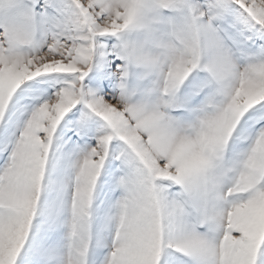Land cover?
I'll return each mask as SVG.
<instances>
[{
	"label": "snow or ice",
	"instance_id": "snow-or-ice-1",
	"mask_svg": "<svg viewBox=\"0 0 264 264\" xmlns=\"http://www.w3.org/2000/svg\"><path fill=\"white\" fill-rule=\"evenodd\" d=\"M0 264H264V0H0Z\"/></svg>",
	"mask_w": 264,
	"mask_h": 264
}]
</instances>
